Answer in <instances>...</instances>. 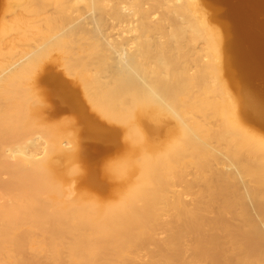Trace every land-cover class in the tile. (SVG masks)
I'll return each instance as SVG.
<instances>
[{"label":"bare ground","instance_id":"6f19581e","mask_svg":"<svg viewBox=\"0 0 264 264\" xmlns=\"http://www.w3.org/2000/svg\"><path fill=\"white\" fill-rule=\"evenodd\" d=\"M26 1L0 24V264H264V0L114 8L133 36Z\"/></svg>","mask_w":264,"mask_h":264},{"label":"rangeland","instance_id":"374dc122","mask_svg":"<svg viewBox=\"0 0 264 264\" xmlns=\"http://www.w3.org/2000/svg\"><path fill=\"white\" fill-rule=\"evenodd\" d=\"M50 2H45L42 4L49 13V20L53 23L59 25H68L72 22L77 21L80 17L93 14L102 23L109 27V31L114 33L113 35L119 36H133L135 32L131 29L138 23V16L131 17L129 22L123 24L119 23L113 15V9L119 8L120 6L126 5L129 8H135L138 5H143L144 7H152L153 0H66L64 3H60V0H49ZM53 1V2H52ZM205 1V0H203ZM39 2V1H38ZM91 2V5H90ZM42 1H40V4ZM28 4L26 0H15L13 2H7L6 0H0V24L3 22H12L13 17L16 15L23 14L22 9ZM60 5V6H59ZM93 8H92V7ZM228 11L227 6L220 5L216 7H208V14L214 21L223 29L224 23H231V21L225 16ZM217 15H223L225 19L217 18ZM261 19L264 18V12L259 14ZM36 17L32 18L35 19ZM38 17L36 20H40ZM48 20V21H49ZM218 20V21H217ZM103 25V26H104ZM112 27L114 29H112ZM1 29V25H0ZM255 84L264 88V74L259 78H255ZM72 114L67 113L60 117V119L66 122H72ZM120 159L118 156H111L108 162H115Z\"/></svg>","mask_w":264,"mask_h":264}]
</instances>
